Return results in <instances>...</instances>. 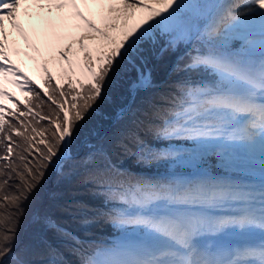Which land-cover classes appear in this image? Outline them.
I'll return each instance as SVG.
<instances>
[{"label": "snow or ice", "instance_id": "obj_1", "mask_svg": "<svg viewBox=\"0 0 264 264\" xmlns=\"http://www.w3.org/2000/svg\"><path fill=\"white\" fill-rule=\"evenodd\" d=\"M6 20L37 53L55 38L57 75L47 61L42 83L24 70ZM170 55L181 79L167 103L145 120L129 106L130 127L78 154L109 91L126 80L133 97L153 87L149 65ZM121 156L169 170L134 175ZM209 160L231 175L213 174ZM51 173L92 186L101 206L74 207L114 239L96 243L41 214L44 197L60 195L43 191ZM29 216L77 264H264V0H0V264H69L43 238L21 247Z\"/></svg>", "mask_w": 264, "mask_h": 264}, {"label": "trees", "instance_id": "obj_2", "mask_svg": "<svg viewBox=\"0 0 264 264\" xmlns=\"http://www.w3.org/2000/svg\"><path fill=\"white\" fill-rule=\"evenodd\" d=\"M33 56L34 52H31L30 57ZM176 58V55H170L161 60H154L149 65L153 87L146 90H138L135 93V97L130 91L129 81L126 80L114 86L109 91V99L99 106L98 113L83 132L81 141L76 146V152L83 155L88 151V144L101 142L130 127V121L122 115V112L127 110L129 106H131L133 111L140 113L141 119L145 120L150 115L152 105H165L168 96L176 91V84L181 79V75L173 71ZM39 74L42 78L43 74ZM132 79H135V74L132 75ZM8 86L11 89L12 86ZM17 90L20 93L19 98L24 100L25 94L18 88L14 89L16 93ZM44 111H47L46 107ZM141 134L153 146L168 147L165 143L153 140L146 133L141 132ZM184 146L187 147L188 145ZM118 163L134 175L141 176L163 175L169 170L163 165L145 166L139 163L134 156H121ZM206 167L218 176L231 175V173L219 168L215 160H209ZM91 187L90 184H82L80 177L77 175L61 178L55 173H51L46 177L43 191L45 193L56 192L60 195L56 200H50L45 196L38 206L39 210L41 214L50 215L56 224L77 236L83 238L87 234L96 243L111 241L116 236V231L111 225H84L81 222L83 217L74 207L77 202L86 204L91 208L101 206L102 200L91 194L89 191ZM35 207H30V213L35 210ZM37 237L47 240L53 247L60 248L69 264H77V258L66 249L65 242L55 229L49 228L43 223H34L31 216L26 217L22 221L20 228L21 247L34 243Z\"/></svg>", "mask_w": 264, "mask_h": 264}, {"label": "rangeland", "instance_id": "obj_3", "mask_svg": "<svg viewBox=\"0 0 264 264\" xmlns=\"http://www.w3.org/2000/svg\"><path fill=\"white\" fill-rule=\"evenodd\" d=\"M82 10H84L87 14V9H84L83 6H82ZM93 18L97 19V23H99L98 18L96 17H93ZM25 23H26V20H25ZM75 23H82V22L78 20H74V19L69 20V24H75ZM5 24L8 27L9 31L12 33L13 39H16L19 42L20 47L23 49V52L21 53L19 57L14 56L13 58L21 60L22 61L21 65L34 76L35 80H39V79L42 80L41 75L39 73L43 74V64L45 63V61H53L52 57L56 55V51L59 47V43L56 42L54 37H52L51 47H44L43 43H41L40 46L44 48V51L42 54L37 53L36 51H34V49L28 46L27 42L24 40L22 36L19 35L18 32H16L15 30L11 28V25L7 20L5 21ZM26 26H27V23H26ZM72 31L75 32V30H72ZM76 34L78 35L79 33L76 32ZM67 42H68L67 40L64 41V43H67ZM29 52H34L33 57H36V59H32L30 56L24 54V53L28 54ZM54 64H55V70L52 69V71L54 75H57L59 65L58 63H55V62ZM8 85L10 84L5 83V88L7 87L6 88L7 90L14 92L17 96H20V93H18V90H17V93L14 91V89L16 88L14 85H10L12 86L11 89L8 88L9 87ZM5 102L10 103L7 100Z\"/></svg>", "mask_w": 264, "mask_h": 264}, {"label": "bare ground", "instance_id": "obj_4", "mask_svg": "<svg viewBox=\"0 0 264 264\" xmlns=\"http://www.w3.org/2000/svg\"><path fill=\"white\" fill-rule=\"evenodd\" d=\"M24 11H22V8H21V16H22V19L26 20V23H27V18L24 17L23 15ZM54 19H55V16H54ZM32 24L37 26L38 28H42L43 25H42V21L39 19V18H36L32 21ZM48 64H49V67L53 70H55V64L53 61H47Z\"/></svg>", "mask_w": 264, "mask_h": 264}, {"label": "water", "instance_id": "obj_5", "mask_svg": "<svg viewBox=\"0 0 264 264\" xmlns=\"http://www.w3.org/2000/svg\"><path fill=\"white\" fill-rule=\"evenodd\" d=\"M38 83H42V81L41 80H39V81H37Z\"/></svg>", "mask_w": 264, "mask_h": 264}]
</instances>
